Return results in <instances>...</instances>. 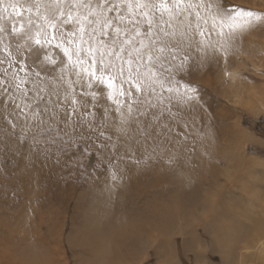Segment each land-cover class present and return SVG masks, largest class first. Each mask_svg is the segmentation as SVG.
I'll return each mask as SVG.
<instances>
[{
    "label": "rangeland",
    "instance_id": "obj_1",
    "mask_svg": "<svg viewBox=\"0 0 264 264\" xmlns=\"http://www.w3.org/2000/svg\"><path fill=\"white\" fill-rule=\"evenodd\" d=\"M186 2L193 7L166 28L174 35L159 36L166 48L160 62L149 63L145 57L141 63L143 84L137 91L135 81H127L126 64L124 77L117 75L111 88L90 75L94 71L100 76L99 51L95 68L93 57L83 50L79 56L83 63H77L79 25L64 23L69 9L74 17L86 14L87 9L74 7L76 0H0V264L26 260L45 264L40 258L83 264L70 241L82 199L100 190L102 181L112 189L113 207L128 209V198L118 193V185L128 182L126 163L141 166L136 162L142 157L137 156L147 149L139 144L127 147L125 132L136 117L146 118L145 125L153 128L156 120L160 124L173 113L175 121L183 118L173 132L177 143L184 141L187 152L198 150L203 166L189 168L203 169L193 177L203 187L195 201L190 198L187 206L176 207L179 217L170 229L159 232L163 247L167 242L166 254L155 256L158 248L147 245L146 238L135 246L140 256L136 264H264V230L247 229L259 219L264 226V18L253 21L232 11L264 13V0ZM197 44L210 53L199 50L193 56ZM130 50L126 46L122 54L126 59ZM201 57L194 67V60ZM113 59L106 57L105 63ZM113 72L105 68V76ZM117 101L128 111L119 123L110 115L103 117ZM188 113H198L197 120L180 125ZM142 123L137 142L148 132ZM198 139L207 143L198 147ZM217 153L224 158L213 161ZM176 163L172 157L173 168ZM203 220H210L209 228ZM249 234L258 237L251 246L243 245ZM134 261L120 263L107 257L101 264Z\"/></svg>",
    "mask_w": 264,
    "mask_h": 264
},
{
    "label": "bare ground",
    "instance_id": "obj_2",
    "mask_svg": "<svg viewBox=\"0 0 264 264\" xmlns=\"http://www.w3.org/2000/svg\"><path fill=\"white\" fill-rule=\"evenodd\" d=\"M177 28L180 29V25L177 26ZM195 33L196 32H194V34ZM182 36L184 37V39L188 38V36L186 35ZM191 40L192 39L189 38V41ZM208 44L212 46L211 43ZM199 46L200 45L197 44L198 49L196 50L192 48L193 46L190 47V49L192 48L193 56L199 53V50L207 54L210 53L205 51V49L203 50L204 46L201 48ZM204 53L202 54L205 56L206 54ZM203 59L204 58L201 57L197 59V61L194 60V62L196 63L195 66L194 64L193 66L196 67L200 65L198 63V60L201 63ZM120 104L121 103H119V101L115 103L112 102L109 107L105 109V111L103 110V117H105V115H110L109 117L113 118V121L115 122L123 121V118L126 117L125 115L128 111L127 108H124V106ZM181 104H183V102L180 103V105ZM100 106L102 108H105L103 104H101ZM190 109L192 110V108ZM165 113L167 112L165 111ZM197 114L198 113H195L193 115L188 113V115L184 117V119H187H185V121L180 125L186 123L188 125L194 124V120H197L196 118H194V116H196ZM175 117H177L175 113L166 116L162 118L160 124H158V121L156 120V122H154L153 128L152 126L149 128L147 127V125H145L147 123L146 118H142L141 116H139L134 119L133 124H131V127L126 130L124 141L126 140L127 147H133L139 144L140 146L142 145V147H146L147 149H145L146 151H144L145 153L143 155H138V151H135L136 149L133 150L135 155H138L137 157H142L139 162L135 161L141 166L134 168L132 164L128 161L125 165L126 169L128 167V169L126 170L128 171V174L126 175V180H124L128 182L118 185V193L123 192L125 194V197L128 198L130 205L128 209L120 208L121 206L119 207L120 209L113 207L115 204L113 205V202L110 201L111 193L109 191L112 189L108 187L106 182L102 181V184H100L99 186L100 190L90 194L88 199L86 197L87 200H85L84 198L82 199L83 202L81 203V206H79V213L77 215L78 225H76V233L71 234L70 241L71 244L76 246V250L78 253L77 255L78 257H80L79 260L83 261V264H95L96 262L97 264L98 262L99 264H101V262L103 260H106L107 257H112L115 261L120 263L125 261H132L134 259V263L136 264L140 256L136 254L137 247L135 246L141 240H146V238L148 239V241H150V243H148L147 245H151L155 248H158L155 249L156 251H154V254H156L155 256H162L165 253V247L167 245V242L165 247H163L165 244V242H163L164 238L161 235L159 236V232L164 229L166 231L167 227V231L170 229L169 227H171L173 223L178 220L179 217L178 213L180 211H177L176 207L187 206L189 204L187 200H189L190 198L195 201V195H198L200 193L201 188L203 187V184L200 185L201 181H197L195 180V178H193L195 177L196 173L197 177L203 173V169H201L200 172L193 170L194 164L199 167L203 166L202 163H198V150L196 149L194 151L187 152L184 141L180 140L181 142L177 143V141L175 140V133L173 134V132L174 129L177 127V123L181 122L183 118L180 115L179 117L182 120L180 121L179 119L178 121H175ZM197 117H199V115ZM193 118L194 120H192ZM139 122H143L142 124L148 132H146L144 138L141 137V139H139V142H137L136 137L138 129L140 131V127L138 124ZM156 125L158 126L154 128ZM232 133L234 134V130L232 131ZM240 139L241 141H244L245 135L240 134ZM193 140L196 141L195 136ZM206 143L207 141H205V139H198L197 141L198 147H201ZM209 144L211 145V143ZM141 149L143 148H140V152L142 151ZM133 151H131V153L128 152V154H130L131 156V154H133ZM221 152L223 154L225 153L223 151ZM219 155L218 153L215 154V156L212 157V160L216 161L217 156ZM172 157H174V160L177 162L175 168H173L172 166ZM221 158H224V156ZM188 163H191L190 166H186V164ZM136 165L138 164H135V166ZM191 166H193V169L189 168ZM137 173L139 174L138 176L136 175ZM112 186H114V184ZM91 190L93 191V189ZM102 192H104L103 195ZM111 192L113 193L114 191ZM202 193L204 192L202 191ZM126 198L124 199L126 200ZM113 199L115 200V198ZM93 201L95 204L93 203ZM182 213L183 212H181V214ZM212 218L210 219L212 220ZM203 221L204 224H206L209 228L208 223H210V220ZM218 221L220 222L219 218ZM256 221L258 222L257 225H251L247 227V229H256L258 227V229L264 230V226L262 225L261 220L259 219ZM215 224L218 223L216 222ZM215 224H213V226ZM180 230H182V228H180ZM170 236L171 235H169V237ZM256 237L258 236L254 237V235L249 234L248 237H245L243 239L245 243L243 245L251 246L257 239ZM133 247H135L134 250ZM45 250L46 249L44 248V252ZM239 257V261H242L243 255H240ZM40 261L44 262L45 264H57V260L45 261V259L40 258ZM28 262L31 263L30 260H26L23 262L15 261L13 264H28ZM162 263L163 262L160 261L159 264ZM239 264H241V262Z\"/></svg>",
    "mask_w": 264,
    "mask_h": 264
},
{
    "label": "snow or ice",
    "instance_id": "obj_3",
    "mask_svg": "<svg viewBox=\"0 0 264 264\" xmlns=\"http://www.w3.org/2000/svg\"><path fill=\"white\" fill-rule=\"evenodd\" d=\"M60 2L62 3L63 0ZM74 7L87 9L86 14L80 12L75 17L69 9L68 18L64 21V23L74 21L79 25V41L76 44L77 63H83L79 59L80 52L83 50L93 57L91 67L95 68V55L99 51L100 76L96 77L93 71L90 73L93 78L99 79L101 83H106L111 88L117 75L124 77V65L126 64L127 81H135L133 86L137 91H141L143 84L140 72L141 63L144 62L145 57L149 63L160 62L161 56L166 51L165 46L160 42V34L174 35L166 31V28H171L172 21L182 16L193 5L187 3L186 0H76ZM220 11L228 12L229 10L221 8ZM232 11H235L238 16L252 18L253 21L264 18V13L251 10L234 8ZM113 12L116 13L115 16L111 15ZM165 15L168 17L167 20H165ZM196 15L199 17V12ZM36 43L39 44L40 41L36 40ZM69 43L72 42L69 41ZM82 44L90 46L82 49ZM126 46L131 49L127 51V59L122 55L126 52ZM153 50L157 52V55L153 56ZM133 53L136 54L137 61L135 69H133ZM64 54L71 60L68 48H64ZM106 57H114V59L106 64ZM172 59H175V56H172ZM117 61L120 62L119 67ZM105 68L113 69L114 72L105 76ZM84 71L89 72V69L85 68ZM148 71L151 72L152 69L149 68ZM119 94L124 95V92L119 91ZM109 98H112L111 95Z\"/></svg>",
    "mask_w": 264,
    "mask_h": 264
}]
</instances>
